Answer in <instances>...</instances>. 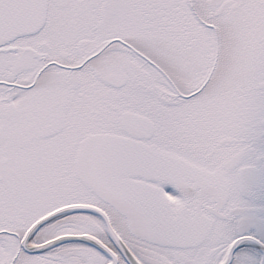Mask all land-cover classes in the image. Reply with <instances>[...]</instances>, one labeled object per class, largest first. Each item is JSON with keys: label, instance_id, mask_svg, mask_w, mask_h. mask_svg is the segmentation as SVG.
<instances>
[{"label": "snow or ice", "instance_id": "obj_1", "mask_svg": "<svg viewBox=\"0 0 264 264\" xmlns=\"http://www.w3.org/2000/svg\"><path fill=\"white\" fill-rule=\"evenodd\" d=\"M0 264H264V0H0Z\"/></svg>", "mask_w": 264, "mask_h": 264}]
</instances>
